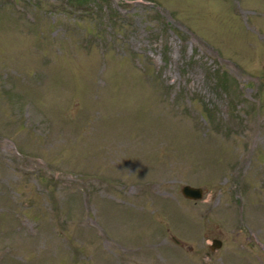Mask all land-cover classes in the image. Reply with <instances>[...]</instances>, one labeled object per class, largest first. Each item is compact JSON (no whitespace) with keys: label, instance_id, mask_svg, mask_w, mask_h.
<instances>
[{"label":"rangeland","instance_id":"rangeland-1","mask_svg":"<svg viewBox=\"0 0 264 264\" xmlns=\"http://www.w3.org/2000/svg\"><path fill=\"white\" fill-rule=\"evenodd\" d=\"M0 264H264V0H0Z\"/></svg>","mask_w":264,"mask_h":264},{"label":"water","instance_id":"water-1","mask_svg":"<svg viewBox=\"0 0 264 264\" xmlns=\"http://www.w3.org/2000/svg\"><path fill=\"white\" fill-rule=\"evenodd\" d=\"M182 195L188 200L192 201H201L204 197V191L202 188H196L189 185H186L182 188ZM222 247V241L218 239H214L212 241L211 249L213 251H216L217 249H220Z\"/></svg>","mask_w":264,"mask_h":264},{"label":"trees","instance_id":"trees-1","mask_svg":"<svg viewBox=\"0 0 264 264\" xmlns=\"http://www.w3.org/2000/svg\"><path fill=\"white\" fill-rule=\"evenodd\" d=\"M224 86H226V85H224Z\"/></svg>","mask_w":264,"mask_h":264}]
</instances>
